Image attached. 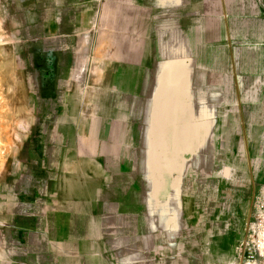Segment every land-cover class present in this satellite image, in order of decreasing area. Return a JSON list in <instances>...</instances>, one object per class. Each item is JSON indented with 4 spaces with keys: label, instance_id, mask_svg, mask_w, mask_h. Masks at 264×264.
Listing matches in <instances>:
<instances>
[{
    "label": "crops",
    "instance_id": "0c3cea01",
    "mask_svg": "<svg viewBox=\"0 0 264 264\" xmlns=\"http://www.w3.org/2000/svg\"><path fill=\"white\" fill-rule=\"evenodd\" d=\"M71 2L60 264H215L264 184V0Z\"/></svg>",
    "mask_w": 264,
    "mask_h": 264
},
{
    "label": "rangeland",
    "instance_id": "374dc122",
    "mask_svg": "<svg viewBox=\"0 0 264 264\" xmlns=\"http://www.w3.org/2000/svg\"><path fill=\"white\" fill-rule=\"evenodd\" d=\"M71 1L0 0V264L63 261L62 240L47 233L53 173L63 170V74L53 50L63 38L59 8ZM262 186L231 253L215 264H264V234L253 227Z\"/></svg>",
    "mask_w": 264,
    "mask_h": 264
},
{
    "label": "built area",
    "instance_id": "2783aa9c",
    "mask_svg": "<svg viewBox=\"0 0 264 264\" xmlns=\"http://www.w3.org/2000/svg\"><path fill=\"white\" fill-rule=\"evenodd\" d=\"M253 210H257V214L254 213V216L257 215L256 218H254L255 222L253 224L254 228H257L258 230H262L263 234H264V201L259 200L255 206ZM259 212V215H258ZM260 243H264V235H263V239L259 240Z\"/></svg>",
    "mask_w": 264,
    "mask_h": 264
}]
</instances>
